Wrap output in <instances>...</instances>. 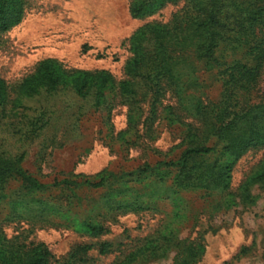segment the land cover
<instances>
[{
	"label": "rangeland",
	"instance_id": "1",
	"mask_svg": "<svg viewBox=\"0 0 264 264\" xmlns=\"http://www.w3.org/2000/svg\"><path fill=\"white\" fill-rule=\"evenodd\" d=\"M157 1L152 12L133 17L129 6L136 0H20L19 20L0 32L1 87L17 106L26 100L24 113L35 120L22 136L0 125V151L21 155L22 167L49 185L176 160L189 144V125L200 121L179 107V99L190 105L193 89L167 85L158 93L127 69L147 52L140 43L153 26L171 25L190 10L188 0ZM223 1L229 8L242 2ZM221 55L230 60L240 53L226 44ZM45 58L64 72L106 70L112 80L86 89L85 96L66 80L44 89L35 73L39 89L33 93L21 81ZM198 67L200 93L207 103L217 101L215 71ZM263 164L264 146L234 162L226 186H178L175 169L162 167L141 178L126 175L123 186L84 184L75 189L77 197L62 186L26 190L11 178L0 192V257L6 243L35 242L47 247L52 264H264V190L248 185ZM88 223L104 229L94 233Z\"/></svg>",
	"mask_w": 264,
	"mask_h": 264
},
{
	"label": "trees",
	"instance_id": "2",
	"mask_svg": "<svg viewBox=\"0 0 264 264\" xmlns=\"http://www.w3.org/2000/svg\"><path fill=\"white\" fill-rule=\"evenodd\" d=\"M10 1L0 0V32L16 23L22 14V2L14 0L16 5L10 6ZM224 2L188 0V14L181 19L176 18L171 25L153 26L150 35L140 43L142 52L144 48L147 52L141 60L133 58L128 62V71L139 74L145 87L156 88L158 93L167 85L176 87L180 92L193 89L187 95L190 105L184 106V99H179V107L200 121L198 126L189 125L194 129L189 130V144L176 160L158 161L154 166L146 164L121 175L109 171L95 181L79 183L64 178L49 185L38 181L22 167L21 155L1 150V195H4V186L11 178L18 179L26 190L62 186L77 197L75 189L84 184L98 188L108 186L109 181H117L123 186L127 183L123 178L126 175L136 174V178H141L162 167L169 168V172L173 171L170 168L175 169L174 181L178 186L199 184L206 189L222 184L226 186L224 183L231 177L234 162L249 149L264 146V0H242L238 2L240 7L230 8ZM158 4L157 0H136L129 6V12L131 16L138 17L146 11L152 12ZM236 10L238 14L233 15ZM226 44H232L233 50L240 56H232L234 58L230 60L222 56L221 50ZM198 66L214 70L221 82V94L217 101L207 103L200 93L204 82L198 75ZM35 73L42 78L44 89L46 86L54 90L66 80L69 86L85 96L88 95L86 89L97 84L104 86L112 80L106 70L64 72L53 59L45 58L38 61L34 74L21 81V86L28 85L33 93L39 89L33 82ZM2 85L4 81L0 78V125L6 126L12 134L22 136L27 126L33 125L35 118L24 113L28 109L24 103L26 100L23 99V103L21 101L17 106L10 100L6 89L2 90ZM258 90V100L250 102V95ZM208 156L214 159L208 160ZM162 174L161 171L159 176L163 177ZM249 179L248 185L257 183L264 190V164ZM86 226L94 233L104 229L101 225L88 223ZM2 246L7 252L0 257V264H52V255L43 243H6ZM105 250V245H102L101 251Z\"/></svg>",
	"mask_w": 264,
	"mask_h": 264
}]
</instances>
